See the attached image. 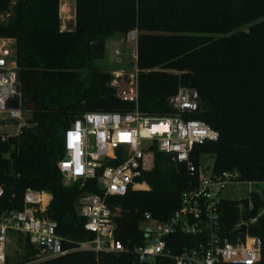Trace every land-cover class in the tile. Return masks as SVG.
I'll return each mask as SVG.
<instances>
[{"label": "trees", "instance_id": "1", "mask_svg": "<svg viewBox=\"0 0 264 264\" xmlns=\"http://www.w3.org/2000/svg\"><path fill=\"white\" fill-rule=\"evenodd\" d=\"M57 11L58 0H0V37L15 40L21 106L28 113V126L0 142V213L20 210L26 188L44 191L51 197L46 216L56 223V233L72 242L64 247L93 239L75 210L81 193H97L93 182L65 186L55 164L63 156L64 131L84 113L134 109L113 96L109 72L93 66L103 58L110 37L130 30H136L137 110L157 118L173 116L166 99L192 84L199 103L188 119L214 130L217 140L194 145L191 159L206 154L212 158V174L231 171L237 182H264V0H74L70 31H60ZM241 26L246 29L238 30ZM152 157L150 170L137 179L147 186L137 188L144 190L106 198L108 208L118 210L114 238L126 249L141 243L142 214L165 220L192 178L167 155L153 151ZM249 195L253 207L240 215L237 205L246 206L247 199L220 202L224 232L263 207V195ZM248 233L260 240L258 264H264V212ZM13 237L22 250L15 264L29 261L35 248L26 238ZM175 239L180 244L173 253L189 240ZM34 264L132 261L126 253L95 261L91 251H74ZM154 264L173 263L157 259Z\"/></svg>", "mask_w": 264, "mask_h": 264}, {"label": "built area", "instance_id": "2", "mask_svg": "<svg viewBox=\"0 0 264 264\" xmlns=\"http://www.w3.org/2000/svg\"><path fill=\"white\" fill-rule=\"evenodd\" d=\"M61 8L65 10L63 13ZM57 13L58 21L63 23L61 31H70L66 24L74 21V0H58ZM135 39L136 30L126 33L125 40L134 43L126 62L130 72L123 75V71H113L109 82L113 96L132 104L134 109L126 114L84 113L64 131L63 156L55 164L65 186L77 184L83 188L87 182H93L97 193H81L75 206L83 229L92 233L93 239L64 247L72 242L60 237L56 223L46 216L50 195L26 188L20 210L0 213V264L5 263L6 246L13 235L26 238L35 248L32 259L36 262L74 251H91L95 261L100 255L126 253L132 264H154L157 259H168L173 264H258L260 240L248 233V227L264 212V204L255 217L248 220L240 217L224 232L219 212L220 202L224 200L221 191L238 183L237 174L225 171L215 175L211 166L203 167L199 158L195 162L191 159L194 145L217 140L214 130L201 121L188 119L199 103L193 88L178 87L166 99L175 111L173 116L151 117L137 110ZM112 54L115 63L121 64L120 51L114 48ZM14 102L16 107L11 106ZM27 117L20 100L15 40L0 37V142L16 138L28 126ZM6 128L9 131H4ZM153 151L167 155L173 163L183 164L192 178L189 187L179 195L178 207L165 220L142 214L141 243L126 249L114 238L113 218L118 210L112 212L106 198L140 190L137 186L145 184L137 179L151 167L150 159L146 160ZM7 156L6 153L4 157ZM2 194L0 187V197ZM259 194L264 198V193ZM241 205L237 206L239 215ZM241 228L243 233L238 232ZM175 235L189 238L177 253L172 251L179 243Z\"/></svg>", "mask_w": 264, "mask_h": 264}, {"label": "rangeland", "instance_id": "3", "mask_svg": "<svg viewBox=\"0 0 264 264\" xmlns=\"http://www.w3.org/2000/svg\"><path fill=\"white\" fill-rule=\"evenodd\" d=\"M246 29V26H241L238 28V30L244 31ZM236 30V31H238ZM134 43L128 42L125 40V36L121 35H113L110 37L106 43H105V51L104 56L101 60L94 62V67L99 68L104 71H108L109 75L111 77V72L113 71H123V75L130 72V68L127 66L126 62L129 59L128 53L130 52L131 48H133ZM116 48L120 51L122 63L117 64L115 63V58L112 54L113 49ZM128 65H130L128 63ZM82 72H85V70H82ZM125 73V74H124ZM4 131H9L8 128L4 129ZM150 159V161H149ZM149 161V166L152 165L153 157L147 158L146 162ZM171 162V160L169 159ZM199 164L203 167H210L212 164V158L209 155H201L199 156ZM151 168V167H150ZM149 168V170H150ZM146 170V171H149ZM145 171V172H146ZM255 192V193H264V184L263 183H257V184H251V183H236V184H230L226 186L221 191V197L224 200H241V199H247L246 206L241 205V209L239 212L240 214L244 213L247 210L249 206L252 205V202L249 200V194ZM238 206V205H237ZM253 207V205H252ZM251 207V208H252ZM261 210V209H260ZM259 210V211H260ZM248 220V219H244ZM251 235V234H250ZM254 236V235H252ZM22 250L19 246V243L16 242L15 238L13 236L9 237V241L6 246V258L9 262V264H15L19 260V256L21 255ZM33 256V255H32ZM8 262H5V264H8ZM37 263L34 259L29 257V261H25L23 263L19 264H34Z\"/></svg>", "mask_w": 264, "mask_h": 264}, {"label": "crops", "instance_id": "4", "mask_svg": "<svg viewBox=\"0 0 264 264\" xmlns=\"http://www.w3.org/2000/svg\"><path fill=\"white\" fill-rule=\"evenodd\" d=\"M61 23H62V21H59V29H60V31L62 30V29L60 28V26H61V27L63 26V25H62L63 23H62V24H61ZM66 23H67V22H66ZM66 23H65V24H66ZM66 26H67L68 30H72V29H73V26H74V21H73L72 23H70V24H69V23L66 24Z\"/></svg>", "mask_w": 264, "mask_h": 264}, {"label": "water", "instance_id": "5", "mask_svg": "<svg viewBox=\"0 0 264 264\" xmlns=\"http://www.w3.org/2000/svg\"><path fill=\"white\" fill-rule=\"evenodd\" d=\"M189 87H190V88H193L192 84H191ZM11 106L16 107V103H15V102L12 103ZM238 232L243 233V232H244V228H241L240 230H238Z\"/></svg>", "mask_w": 264, "mask_h": 264}, {"label": "bare ground", "instance_id": "6", "mask_svg": "<svg viewBox=\"0 0 264 264\" xmlns=\"http://www.w3.org/2000/svg\"><path fill=\"white\" fill-rule=\"evenodd\" d=\"M143 185V184H142ZM140 186V185H139ZM140 189V188H139ZM140 190H144V189H140Z\"/></svg>", "mask_w": 264, "mask_h": 264}]
</instances>
